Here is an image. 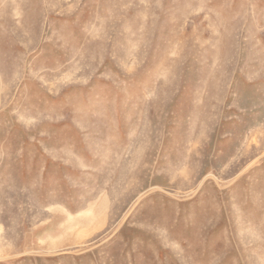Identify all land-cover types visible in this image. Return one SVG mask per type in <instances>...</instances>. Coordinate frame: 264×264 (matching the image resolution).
<instances>
[{
	"label": "rangeland",
	"instance_id": "rangeland-1",
	"mask_svg": "<svg viewBox=\"0 0 264 264\" xmlns=\"http://www.w3.org/2000/svg\"><path fill=\"white\" fill-rule=\"evenodd\" d=\"M0 264H264V0H0Z\"/></svg>",
	"mask_w": 264,
	"mask_h": 264
}]
</instances>
